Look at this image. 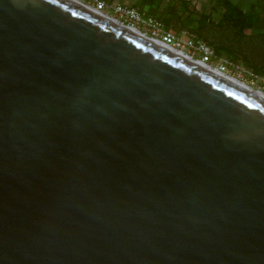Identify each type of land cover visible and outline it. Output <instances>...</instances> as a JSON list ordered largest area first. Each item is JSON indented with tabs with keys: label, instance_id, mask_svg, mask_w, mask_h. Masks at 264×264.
I'll use <instances>...</instances> for the list:
<instances>
[{
	"label": "water",
	"instance_id": "95a60500",
	"mask_svg": "<svg viewBox=\"0 0 264 264\" xmlns=\"http://www.w3.org/2000/svg\"><path fill=\"white\" fill-rule=\"evenodd\" d=\"M0 264H264V99L73 0H0Z\"/></svg>",
	"mask_w": 264,
	"mask_h": 264
},
{
	"label": "trees",
	"instance_id": "16d2710c",
	"mask_svg": "<svg viewBox=\"0 0 264 264\" xmlns=\"http://www.w3.org/2000/svg\"><path fill=\"white\" fill-rule=\"evenodd\" d=\"M151 1L148 14L158 17L168 30H185L213 48V59L225 57L245 65L253 76L264 77V32L254 31L261 16L255 7L243 10L231 0H219L221 12L215 18L211 11L198 13L181 0H169L166 9L158 12Z\"/></svg>",
	"mask_w": 264,
	"mask_h": 264
},
{
	"label": "built area",
	"instance_id": "2783aa9c",
	"mask_svg": "<svg viewBox=\"0 0 264 264\" xmlns=\"http://www.w3.org/2000/svg\"><path fill=\"white\" fill-rule=\"evenodd\" d=\"M88 1L95 11L119 20L123 25L142 32L146 37L161 40L178 50L186 52L193 58L198 55L199 60L208 64L213 60L214 50L208 43L191 35L180 38L172 34L155 15L147 14L126 3L110 2L108 0ZM235 64L227 60L222 64L220 70L226 73L230 67H239V64Z\"/></svg>",
	"mask_w": 264,
	"mask_h": 264
},
{
	"label": "crops",
	"instance_id": "0c3cea01",
	"mask_svg": "<svg viewBox=\"0 0 264 264\" xmlns=\"http://www.w3.org/2000/svg\"><path fill=\"white\" fill-rule=\"evenodd\" d=\"M114 2H121L133 5L140 9L141 11L148 14V11L151 8V0H113ZM184 2V5H189L190 8L194 11L207 12L211 11L215 18L220 16L221 8L219 6V0H181ZM236 5H238L243 10H248L252 7H255L260 11V21L258 25L254 28L255 32H264V0H231ZM169 3V0H154V6L157 10H163L164 6Z\"/></svg>",
	"mask_w": 264,
	"mask_h": 264
},
{
	"label": "rangeland",
	"instance_id": "374dc122",
	"mask_svg": "<svg viewBox=\"0 0 264 264\" xmlns=\"http://www.w3.org/2000/svg\"><path fill=\"white\" fill-rule=\"evenodd\" d=\"M82 2H84L85 4H89L88 0H80ZM166 9V5L164 6L163 10L164 11ZM158 12H162L161 10H157ZM157 12V13H158ZM172 34L179 36L180 38H186L189 34V32L187 31H181L178 32L177 29L174 28H170L169 30ZM199 56L196 55L195 59H198ZM228 59L225 57L219 58V59H213L209 64L211 66H213L214 68H218L220 69L222 64L227 61ZM229 61V60H228ZM238 64V63H236ZM235 64V65H236ZM226 74L230 75L231 77H236L240 80H242L243 82L247 83L248 85L252 86L253 88H255L256 90H260L264 92V77L262 76H253L252 75V71L247 68L245 65H243L242 63H239V67H230L228 69V71H226Z\"/></svg>",
	"mask_w": 264,
	"mask_h": 264
},
{
	"label": "bare ground",
	"instance_id": "6f19581e",
	"mask_svg": "<svg viewBox=\"0 0 264 264\" xmlns=\"http://www.w3.org/2000/svg\"><path fill=\"white\" fill-rule=\"evenodd\" d=\"M75 2H78L84 6H86L87 8L91 9V10H94V8L91 6V5H88V4H85L84 2L80 1V0H73ZM102 14L103 16L107 17V18H110L111 20L115 21L116 23L120 24V25H123V23H121L119 20L115 19V18H112L111 16H107V15H104L103 13H100ZM132 31H134L135 33L137 34H140L142 36H145V34H143L142 32H139L138 30H135V29H132ZM146 37V36H145ZM148 37V36H147ZM153 42H155L156 44L208 69L209 71L245 88L246 90L262 97L264 99V92L263 91H260V90H256L255 88H253L252 86L248 85L247 83L243 82L242 80L236 78V77H231L230 75L224 73L222 70L218 69V68H214L213 66H211L210 64L202 61V60H199V59H195V57H191L189 54H187L186 52H183L182 50H178L177 48H175L174 46H171L161 40H157V39H153V38H150Z\"/></svg>",
	"mask_w": 264,
	"mask_h": 264
}]
</instances>
